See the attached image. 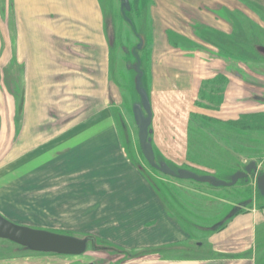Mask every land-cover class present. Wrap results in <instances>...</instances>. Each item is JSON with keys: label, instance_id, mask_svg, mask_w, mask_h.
Here are the masks:
<instances>
[{"label": "rangeland", "instance_id": "obj_1", "mask_svg": "<svg viewBox=\"0 0 264 264\" xmlns=\"http://www.w3.org/2000/svg\"><path fill=\"white\" fill-rule=\"evenodd\" d=\"M9 2L0 0V7L5 5L7 14ZM98 3L102 20L107 24L108 42L111 39L114 43L108 48L107 101L99 104V97L94 95L99 91L96 83H91L90 96L78 98L70 94V89L68 94L66 88V84L68 87L74 81L60 80L57 96H64L56 98L55 91L54 95L46 96L56 99L58 104L53 108V128L33 127L27 134H37L44 141L41 146L47 152L45 162L55 175L50 180L45 178L40 190L32 185L22 186L19 174L2 179L0 215L34 229L78 238L92 235L99 244L81 256H59L34 254L0 240V264H264V105L249 99L255 93L264 95V88L228 75L236 72L264 85V53L254 47L257 44L264 48V27L238 28L231 46H221L219 52L212 48L211 33L203 34L209 39L201 42L205 47L200 45L201 50L205 49V58L214 55L215 59L220 54L233 62L225 63L215 74L213 68L206 67L205 79L196 81V87L185 95L180 93L179 81L170 78L172 96L164 101L152 94L149 58L146 54L142 56V52L147 102L143 93L135 90L138 75L132 69L135 61L132 50L138 44L135 34L145 40L144 52L149 50L154 2L129 0L131 11L125 16L120 0H98ZM244 3L252 9L255 20L264 24L262 4ZM2 12L0 8V175L5 169L16 170L19 164H10L13 159L18 158L23 147L35 145L34 141L21 143L25 140L20 138L23 115L20 121L16 119L21 88L15 78L17 69L10 60V28ZM196 45L193 44L192 52L199 50ZM8 59L10 62L6 63ZM136 107L143 108L144 119L149 123V141L157 163H164L175 172L188 171L225 182H231L251 161L255 162L257 172L226 188L195 181L179 182L151 170L139 150ZM69 115L72 117L68 118ZM131 164L138 165L155 186L157 193L153 192L164 213L170 216L169 210L183 221L179 226L176 218L170 217L179 226L180 234L167 245L135 246V183L131 171L126 169L127 165L133 168ZM240 203L247 206L219 230H211ZM143 208L140 203L137 209ZM247 223L255 226L234 235L230 233ZM194 241L203 243L201 250L192 246ZM110 242L124 246L123 250L101 245ZM179 242L176 250L166 247Z\"/></svg>", "mask_w": 264, "mask_h": 264}, {"label": "crops", "instance_id": "obj_2", "mask_svg": "<svg viewBox=\"0 0 264 264\" xmlns=\"http://www.w3.org/2000/svg\"><path fill=\"white\" fill-rule=\"evenodd\" d=\"M152 1L154 4L151 8L152 23L148 40L149 75L152 94L160 101L161 98L164 101L172 96L170 78L179 81L182 89L180 93L185 95L189 89L196 87V81L205 79L206 64L215 69V74L220 72L222 65L233 62L220 54L215 59H208V56L205 58L206 44L201 42L209 39L203 34L211 33L214 42L212 48L219 52L221 46H231L238 28L264 27L263 23L255 20L252 9H248L244 3L259 2L264 9V0ZM91 2L11 0L18 41L14 67H23L26 81V105L20 138H25L21 143L34 141L35 145L32 148L23 147L18 158L13 159L10 164H19L16 170L9 168L2 171L4 174L0 175V187L4 183L2 179L19 174L22 186L32 185L40 190L45 185V178L50 177V180L55 175L51 165L45 162L47 152L41 146L44 141L37 134H27L33 127L46 130L53 128L54 118L51 115L54 106L58 104L56 99H47L46 96L54 95L55 92L56 98L63 95L57 96L60 80L74 81L68 87L66 84V88L68 94L70 89V94L78 98L81 95L90 96L91 83H96L99 91L94 95L99 97V104L107 101L108 48L98 0ZM193 44H197L199 50L192 52ZM200 45L204 46L203 50ZM256 45L254 47L262 48ZM8 62L9 59L6 60ZM174 94L177 95V92ZM131 176L135 183V246L150 247L175 240L180 234L178 225L167 217L157 203L155 193L143 182L141 176L136 171L131 172ZM140 203L143 204V211L137 209ZM154 220V228H143ZM254 226L253 223L243 224L230 233L234 235Z\"/></svg>", "mask_w": 264, "mask_h": 264}, {"label": "water", "instance_id": "obj_3", "mask_svg": "<svg viewBox=\"0 0 264 264\" xmlns=\"http://www.w3.org/2000/svg\"><path fill=\"white\" fill-rule=\"evenodd\" d=\"M121 1V11L123 16L125 13L130 11L129 0H120ZM4 21L7 27L10 28V43H11V58L10 60L13 62V65L16 64V55H17V29L15 26V15L13 4L11 6L10 3V12L6 13V8L0 7ZM133 29V27H132ZM134 32V30H133ZM140 48V46H138ZM259 51L264 53V48H259ZM16 80H18V84L20 86L19 99H18V108L16 109V119L18 121L21 120L23 115V109L25 106V98H26V81L24 77V69L23 67L17 66L16 72ZM264 88V87H260ZM252 102L260 103L264 105V95H253L251 99ZM147 109V108H146ZM147 112L150 114L149 109ZM73 115V114H72ZM72 115H69L68 118ZM135 118L136 124L138 128V135L141 150L150 164H153V154L151 150V146L147 143V128L149 123L144 120L142 117V113L140 109L135 110ZM251 169L256 171V167L254 163H251L246 172H251ZM160 171L166 175L171 177H175L178 179H188L193 180L195 182L201 184H208L213 187H231L234 186L235 183L242 178H246L247 175L245 173H237L233 176L232 181L227 183L224 181H220L215 179L212 176H202L199 177L188 171H179L177 173L171 171L167 166H162ZM247 206L246 203H240L236 207H234L229 215L224 218L221 222L214 225L211 230L216 231L221 228L225 223L230 220L232 217L236 216L243 208ZM0 240L9 241L12 244L17 245L20 249L27 252H34L39 254H51V255H60V256H79L86 252L88 243L90 242L89 238H76L69 235H62L54 232H50L47 230L34 229L28 226H21L14 224L7 219H5L2 215H0Z\"/></svg>", "mask_w": 264, "mask_h": 264}, {"label": "flooded vegetation", "instance_id": "obj_4", "mask_svg": "<svg viewBox=\"0 0 264 264\" xmlns=\"http://www.w3.org/2000/svg\"><path fill=\"white\" fill-rule=\"evenodd\" d=\"M10 3V2H9ZM7 4H8V0H7ZM130 4V3H129ZM120 8H121V6H120ZM130 11H131V7H130ZM129 11V12H130ZM107 24H105L104 22H103V27H104V35H105V38H106V42H107V48H109V44L111 43L113 46H114V43H113V41L111 42V39L109 40V42H108V39H107ZM135 37L137 38V40H138V44L135 46V48L132 50V56H133V58H134V64H133V66H132V69H133V71L136 73V75H138V77L135 79V90L139 93V92H142L143 93V95L146 97V101L147 102H149V98H148V93H146V91H145V87H144V75H145V71H143V69H142V67H143V62H144V60H143V58L141 57V54H142V52H143V55L142 56H144L145 54H146V56H148V51H145L144 52V50H145V45H144V39L139 35V34H135ZM138 46H140V48H138ZM110 47H112L111 45H110ZM144 48V49H143ZM213 56L214 55H212V57H210L211 59L213 58ZM148 58H149V56H148ZM135 63H136V69H135ZM206 67H208V68H210V65H208V64H206L205 65ZM208 71H209V69H207ZM213 70H215V69H213ZM229 76H233L234 77V79H239V81L241 80V81H243V82H245L246 84H249V85H252V86H259V87H264V85L263 84H261V83H256V82H253L250 78H248L247 76H245V75H243V74H239V73H236V72H229V74H228ZM248 81L250 82V83H248ZM254 95H257V96H260L259 94H254ZM253 98V96L251 95L250 97H249V99H252ZM148 106H150V105H148ZM136 109H140L141 110V113H142V117L144 118V114H143V108H140V107H136L135 108V110ZM135 110H134V118H135ZM144 110H145V108H144ZM146 111V110H145ZM147 112V111H146ZM148 113V112H147ZM52 117H53V113H52V115H51ZM145 120V119H144ZM135 126H136V129H137V138H138V145H139V150H140V154H141V156H142V158H143V160H144V162L146 163V165L151 169V170H153V171H156V172H158L159 174H161V175H163V176H165V177H167V178H169V179H172V180H176V181H179V182H187V181H193V180H186V179H178V178H175V177H171V176H169V175H166V174H164V173H162L161 171H160V168L162 167V166H167L166 164H164V163H162V164H159V163H157V158H156V155H155V151H154V149H153V144H152V142H150L149 141V132H148V130H147V143L151 146V150H152V154H153V164H150L148 161H147V159L145 158V156H144V154H143V152H142V150H141V146H140V141H139V135H138V128H137V124H136V118H135ZM103 136V135H102ZM101 136V137H102ZM105 136V135H104ZM102 139H104V137H102ZM105 139H106V137H105ZM107 154V153H106ZM251 163H254L255 164V162L254 161H251L246 167H245V169H244V171L243 172H237V173H245L246 175H247V177L246 178H242V179H239L236 183H235V185L234 186H236L238 183H240L241 181H246L251 175H253L254 173H256L257 172V166H256V164H255V167H256V171L254 170V169H251V172H249V173H247L246 172V169L248 168V166L251 164ZM132 165V164H131ZM128 166L129 165H127L126 166V169H128L129 171H131V172H133V171H136L140 176H141V178H142V180H143V182L144 183H146L147 185H148V187L149 188H151V190H153L154 192H156V189H155V186H153V184L151 183H149V180L146 178V176H145V173H144V171L138 166V165H136L135 164V166L134 165H132L133 166V168H128ZM168 167V166H167ZM171 171H173L170 167H168ZM134 169V170H133ZM173 172H175V171H173ZM175 173H177V172H175ZM192 173V172H191ZM236 173V174H237ZM194 174V173H193ZM221 181V180H220ZM225 182V181H224ZM198 183V182H197ZM227 183H229V182H227ZM203 185V184H202ZM208 185V184H207ZM231 187H233V186H231ZM231 187H226V188H231ZM157 193V192H156ZM165 206V205H164ZM166 207V206H165ZM167 208V207H166ZM168 210V209H167ZM168 212L170 213V216H167L169 219H170V217H175V215L173 214V212H171V211H169L168 210ZM166 214V213H165ZM176 218V220L178 221L177 223H178V225L179 226H181V225H183V221L180 219H178L177 218V216L175 217ZM6 219V218H5ZM9 221V220H8ZM11 222V221H10ZM13 223V222H12ZM176 223V224H177ZM15 224V223H14ZM149 226H144L143 228L144 229H148V227H155L156 226V221L154 220V221H151V222H149V223H147ZM178 226V227H179ZM220 229V228H219ZM218 229V230H219ZM249 232V231H248ZM244 233H247V231L246 232H244ZM74 237V236H73ZM76 238H78V237H76ZM84 238H89L90 239V242L88 243V246H87V250H88V248H92V246L93 245H96V244H99L97 241V239L94 237V236H92V235H87V236H85ZM7 242H9V241H7ZM231 242V241H230ZM11 243V242H10ZM234 243H236V242H234ZM101 244V243H100ZM106 244V245H105ZM105 244H101V245H103L104 247H107V248H111V249H115V250H123L122 248H124V246L123 247H121V246H119L118 245V243L116 244V243H112V242H110V243H105ZM163 244H166L167 245V243H163ZM227 244H228V242H227ZM159 245H161V244H157V245H154V246H159ZM176 245H181V242H179V243H169L168 244V246H166V247H170L169 249H171V248H175V250L178 248V247H176ZM111 246V247H110ZM173 246V247H172ZM192 246L193 247H195L196 248V250H201L202 249V246H203V243L202 242H200V241H194V242H192ZM157 248V247H156ZM229 249H233V248H231V247H228ZM228 248H226L227 250H228ZM226 249H224V250H226ZM86 250V251H87ZM31 253H34V252H31ZM86 253V252H85ZM84 253V254H85ZM34 254H39V253H34ZM83 255V254H82ZM228 255L229 256H235V254H232V253H228ZM60 256V255H59ZM79 256H81V255H79ZM231 261H233L232 259H231Z\"/></svg>", "mask_w": 264, "mask_h": 264}]
</instances>
